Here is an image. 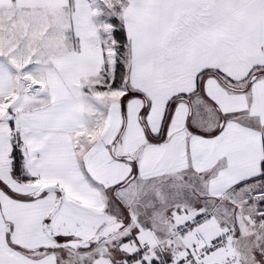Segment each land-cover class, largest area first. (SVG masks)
<instances>
[{"label": "snow or ice", "instance_id": "obj_1", "mask_svg": "<svg viewBox=\"0 0 264 264\" xmlns=\"http://www.w3.org/2000/svg\"><path fill=\"white\" fill-rule=\"evenodd\" d=\"M0 264H264V0H0Z\"/></svg>", "mask_w": 264, "mask_h": 264}]
</instances>
